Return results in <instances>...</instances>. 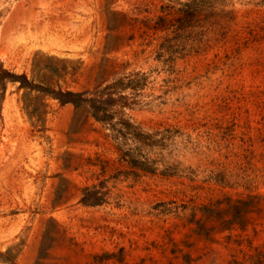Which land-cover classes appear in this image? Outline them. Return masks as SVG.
Returning a JSON list of instances; mask_svg holds the SVG:
<instances>
[{"label":"rangeland","instance_id":"374dc122","mask_svg":"<svg viewBox=\"0 0 264 264\" xmlns=\"http://www.w3.org/2000/svg\"><path fill=\"white\" fill-rule=\"evenodd\" d=\"M182 3L196 13L157 28ZM0 66L74 90L140 71L124 111L155 167L120 161L83 108L8 80L0 264H264V0H0ZM92 184L105 200L79 202ZM254 194L245 229L204 217Z\"/></svg>","mask_w":264,"mask_h":264},{"label":"trees","instance_id":"16d2710c","mask_svg":"<svg viewBox=\"0 0 264 264\" xmlns=\"http://www.w3.org/2000/svg\"><path fill=\"white\" fill-rule=\"evenodd\" d=\"M192 9L196 8L182 3V7L177 9L175 16L168 17V13L158 16L157 28L169 29L172 26V19L183 20L187 15H192ZM144 79L143 73L140 71L124 72L112 79H106L98 82L93 88H84L80 90L61 88L58 89L46 87L40 83L28 79L26 73H14L9 69L0 66V96L4 95L6 83L8 80H18L20 87H26L31 90H38L45 95L56 98L61 104L72 103L76 109L83 108L87 114L96 121L101 122L110 130V135L114 140L116 150L119 153L120 161H124L132 168H138L143 171L154 172L155 167L148 157L140 154L136 155V145L138 143L148 144L151 142L152 134L146 132L142 127L135 123L124 111L132 101L134 91L141 88ZM127 89H131L130 95L125 93ZM31 114H34L32 111ZM131 140V143L129 142ZM102 187L98 184L84 185L81 188L79 202L86 205H96L102 203L105 199ZM260 195H248L247 198H239L236 200L228 199L226 207H213L211 205L203 206V214L207 219L219 220L220 222H229L224 228H231L238 225L241 229H245V217L252 210L256 201L254 200ZM218 204L221 201H217ZM225 211L231 214L229 218H223L217 215V212ZM198 224L201 220L196 221ZM260 251L250 253L249 258L254 264H260ZM237 263H240L236 260ZM232 264V263H231Z\"/></svg>","mask_w":264,"mask_h":264}]
</instances>
